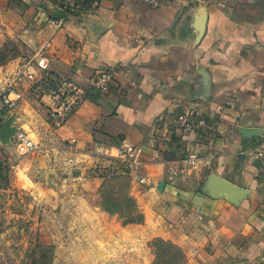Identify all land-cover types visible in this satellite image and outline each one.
Here are the masks:
<instances>
[{
    "label": "crops",
    "instance_id": "0c3cea01",
    "mask_svg": "<svg viewBox=\"0 0 264 264\" xmlns=\"http://www.w3.org/2000/svg\"><path fill=\"white\" fill-rule=\"evenodd\" d=\"M65 3L1 0L0 48L16 42L27 53L0 64V115L40 148L19 156L11 144L0 146V217L4 209L19 217V203L46 205L49 185L61 180L97 195L114 182L101 167L118 160L125 142L143 148L147 179L131 189L144 217L132 228H151L148 239L178 248L185 264H264V178L250 155L264 136V0H177L157 8L104 0L64 15ZM61 14L58 27L52 22ZM27 60L80 90V111L57 132L48 100L16 81ZM103 69L114 73L107 93L91 85ZM15 81L23 100L6 111L2 92ZM183 113L200 114L213 130L185 132L174 121ZM195 152L201 163L185 180L174 178L170 166ZM80 208L76 224L88 219L98 233L101 220L107 226L110 214L98 203Z\"/></svg>",
    "mask_w": 264,
    "mask_h": 264
},
{
    "label": "rangeland",
    "instance_id": "374dc122",
    "mask_svg": "<svg viewBox=\"0 0 264 264\" xmlns=\"http://www.w3.org/2000/svg\"><path fill=\"white\" fill-rule=\"evenodd\" d=\"M21 53L27 51L20 43L8 41L0 48V64ZM2 122L18 127L4 117ZM1 136L0 130V139ZM6 145L3 142L0 146ZM108 178L114 182L104 189L102 185L97 195L84 196L78 193L76 185L61 180L49 185L46 205L28 207L19 203L20 214L15 219L6 217L4 209V216L0 217V264H185V257L178 249L166 242L148 239L151 228L145 231L132 228L144 219L139 217L142 212L131 194L134 179L128 173ZM120 178L124 179L117 181ZM86 200L98 203L110 214L107 226L101 220L99 233L94 232L88 219L82 225L75 223L82 213L80 204ZM105 231L107 238H104Z\"/></svg>",
    "mask_w": 264,
    "mask_h": 264
},
{
    "label": "built area",
    "instance_id": "2783aa9c",
    "mask_svg": "<svg viewBox=\"0 0 264 264\" xmlns=\"http://www.w3.org/2000/svg\"><path fill=\"white\" fill-rule=\"evenodd\" d=\"M84 1H89L91 7L97 9L104 0H66L65 8L75 10ZM175 1L177 0H143L144 4L152 8ZM64 21V18H61L53 20L52 23L61 27ZM113 79L114 73L111 70H99L91 78L92 88L96 92L107 93L111 88ZM16 81L27 82L31 91L40 100H48L45 104L49 122L54 132L63 128L80 111L83 105L80 90L72 80L38 65L33 60H27L24 63L22 69L17 73ZM16 81L8 85L2 92V104L6 111L16 109L23 100V94L17 87ZM174 121L185 132L206 135L213 130L212 124L200 114L183 113ZM11 144L15 147L19 156L27 155L40 148L39 144L21 128H18ZM120 150L117 161H109L107 165L101 167L102 175L114 177L128 173L135 181L147 182L142 172L141 156L143 148L124 142ZM250 155L258 163L259 173L264 178V137L259 145L250 152ZM200 163L201 156L195 152L187 158L172 164L170 172L174 178L185 180Z\"/></svg>",
    "mask_w": 264,
    "mask_h": 264
},
{
    "label": "trees",
    "instance_id": "16d2710c",
    "mask_svg": "<svg viewBox=\"0 0 264 264\" xmlns=\"http://www.w3.org/2000/svg\"><path fill=\"white\" fill-rule=\"evenodd\" d=\"M54 1H57V0H54ZM60 1H64V0H60ZM92 7H91V4H90V2L89 1H84V2H81L80 3V6L78 7V8H76L75 10H71L70 8H65L64 9V12H63V14L64 15H67L69 12H75V13H82V12H87V11H89L90 9H91ZM61 18H64V16L61 14V16H59L58 18H55V19H61ZM17 55H15V56H13V58L14 57H16ZM129 200H130V198H129ZM105 209H107V208H105ZM107 210H109V209H107ZM139 217L140 218H144L143 217V215L141 214V215H139ZM142 220V219H141ZM141 220L139 221V222H141ZM134 221V219H131V222H133ZM143 221V220H142ZM158 241H162V240H158ZM170 245V244H169ZM172 246V245H171ZM173 247V246H172ZM175 248V247H174ZM176 249H178V248H176ZM178 251L182 254V252L178 249Z\"/></svg>",
    "mask_w": 264,
    "mask_h": 264
},
{
    "label": "water",
    "instance_id": "95a60500",
    "mask_svg": "<svg viewBox=\"0 0 264 264\" xmlns=\"http://www.w3.org/2000/svg\"><path fill=\"white\" fill-rule=\"evenodd\" d=\"M2 116L0 115V123L2 122ZM9 122H12L11 120H8ZM0 130H1V135L5 137L3 139V142L5 144L10 145L12 143V139L15 136L16 132L18 131V127L10 126L9 123L6 125L1 126L0 125ZM10 137L8 138V136ZM264 137V136H263Z\"/></svg>",
    "mask_w": 264,
    "mask_h": 264
}]
</instances>
